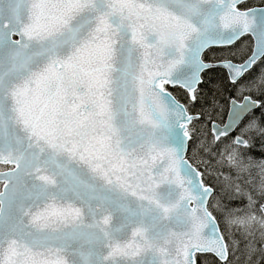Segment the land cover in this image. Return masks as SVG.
<instances>
[{"label": "snow or ice", "instance_id": "6c2138e0", "mask_svg": "<svg viewBox=\"0 0 264 264\" xmlns=\"http://www.w3.org/2000/svg\"><path fill=\"white\" fill-rule=\"evenodd\" d=\"M0 264H264V0H0Z\"/></svg>", "mask_w": 264, "mask_h": 264}]
</instances>
